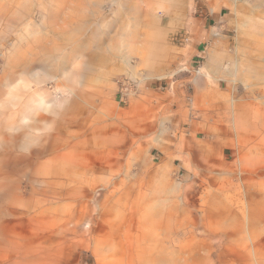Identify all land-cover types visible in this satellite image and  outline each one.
I'll return each instance as SVG.
<instances>
[{"label": "rangeland", "instance_id": "1", "mask_svg": "<svg viewBox=\"0 0 264 264\" xmlns=\"http://www.w3.org/2000/svg\"><path fill=\"white\" fill-rule=\"evenodd\" d=\"M212 2L238 45L196 107L168 63ZM0 264H264V0H0Z\"/></svg>", "mask_w": 264, "mask_h": 264}, {"label": "crops", "instance_id": "2", "mask_svg": "<svg viewBox=\"0 0 264 264\" xmlns=\"http://www.w3.org/2000/svg\"><path fill=\"white\" fill-rule=\"evenodd\" d=\"M205 6L206 15L202 20H197L196 24L191 25L190 34L181 38L176 44L180 54L168 63L172 67L181 68L180 75L190 82L192 92L189 100L196 107L212 106L216 96L223 93V83H219V79L226 75L225 65L233 59L238 45L235 33L238 21L233 16L231 7L228 4H217L216 2L207 3ZM184 68L192 74L190 77L186 71L183 72ZM155 88L158 87L154 86L149 90L153 89L150 91L153 92L152 95L159 94L157 101L161 99L166 101V96L169 97L170 93L159 92ZM182 99L187 100L186 97ZM137 100L139 98L135 96H128V108L133 110L139 104ZM143 101L146 103L145 100ZM170 101H175V97ZM147 104L151 106L150 100ZM206 126H210V123L203 120L193 121L190 126L191 140L196 142L201 139L205 140L200 136V132L207 128ZM212 140H214L213 144H216L218 137L214 135ZM192 153L199 155L195 151Z\"/></svg>", "mask_w": 264, "mask_h": 264}, {"label": "bare ground", "instance_id": "3", "mask_svg": "<svg viewBox=\"0 0 264 264\" xmlns=\"http://www.w3.org/2000/svg\"><path fill=\"white\" fill-rule=\"evenodd\" d=\"M72 160V159H71ZM69 179V178H68ZM159 210V209H158Z\"/></svg>", "mask_w": 264, "mask_h": 264}]
</instances>
